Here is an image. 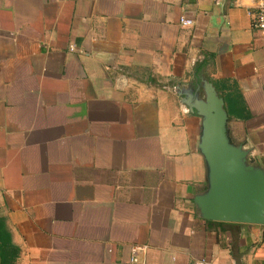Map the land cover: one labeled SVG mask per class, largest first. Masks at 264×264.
<instances>
[{
  "label": "crops",
  "instance_id": "crops-1",
  "mask_svg": "<svg viewBox=\"0 0 264 264\" xmlns=\"http://www.w3.org/2000/svg\"><path fill=\"white\" fill-rule=\"evenodd\" d=\"M258 1L0 0V220L18 249L0 264H131L134 246L143 264H264V226L197 209L202 118L183 97L206 79L245 107L230 137L264 166Z\"/></svg>",
  "mask_w": 264,
  "mask_h": 264
},
{
  "label": "water",
  "instance_id": "water-1",
  "mask_svg": "<svg viewBox=\"0 0 264 264\" xmlns=\"http://www.w3.org/2000/svg\"><path fill=\"white\" fill-rule=\"evenodd\" d=\"M189 110L202 118L200 151L207 166V189L195 198L208 221L264 226V166L229 133L225 99L208 80L183 92Z\"/></svg>",
  "mask_w": 264,
  "mask_h": 264
},
{
  "label": "trees",
  "instance_id": "trees-1",
  "mask_svg": "<svg viewBox=\"0 0 264 264\" xmlns=\"http://www.w3.org/2000/svg\"><path fill=\"white\" fill-rule=\"evenodd\" d=\"M226 110L229 114L230 119H246L248 115H245V107H233L228 102V98H225ZM223 224V223H218ZM18 254V249L13 245L11 236L7 231V227L4 221L0 220V260L3 261H14L15 256Z\"/></svg>",
  "mask_w": 264,
  "mask_h": 264
},
{
  "label": "built area",
  "instance_id": "built-area-1",
  "mask_svg": "<svg viewBox=\"0 0 264 264\" xmlns=\"http://www.w3.org/2000/svg\"><path fill=\"white\" fill-rule=\"evenodd\" d=\"M251 18H252V26L256 30L264 31V0H259L257 5L256 11L249 12ZM180 24L184 27H191L194 22L193 20L182 17L180 20ZM74 50V48H73ZM147 246H134L132 249V258H131V264H143L138 257V254L140 251H146ZM195 264H209L206 260L198 261Z\"/></svg>",
  "mask_w": 264,
  "mask_h": 264
}]
</instances>
